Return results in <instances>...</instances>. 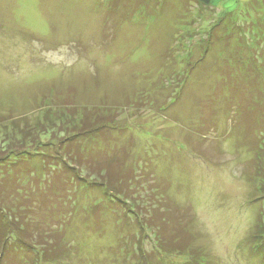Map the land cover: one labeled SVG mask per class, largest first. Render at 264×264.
Here are the masks:
<instances>
[{
    "label": "rangeland",
    "instance_id": "374dc122",
    "mask_svg": "<svg viewBox=\"0 0 264 264\" xmlns=\"http://www.w3.org/2000/svg\"><path fill=\"white\" fill-rule=\"evenodd\" d=\"M251 1L213 0L200 8L196 0H121L108 24L107 0H0V154L20 149L23 141L50 140L47 129L57 137L69 133L70 114L78 106L111 108L135 146L136 164L154 157L157 166H146L147 171L168 177L158 184L169 188L163 190V205L188 215L184 230L191 252L206 264H264L257 249L264 242V183L256 164L264 151L260 156L252 151L258 137L246 143L251 152L234 150L221 126L232 113L212 105L211 77L198 81L210 71L206 64L190 75L181 100L169 106L189 64L202 55L207 30L227 14L243 24L252 14ZM188 26L195 32L186 39ZM194 104L202 106L194 112L200 106ZM78 211L79 218L72 216L67 226L83 240L90 259L162 264L151 234L140 240L146 251L140 257L139 239H121L123 234L110 230L112 222L95 237L84 227L73 228L87 219L81 207ZM94 219L92 214L89 220ZM188 254L173 259L183 264ZM74 262L81 264L78 256Z\"/></svg>",
    "mask_w": 264,
    "mask_h": 264
},
{
    "label": "trees",
    "instance_id": "16d2710c",
    "mask_svg": "<svg viewBox=\"0 0 264 264\" xmlns=\"http://www.w3.org/2000/svg\"><path fill=\"white\" fill-rule=\"evenodd\" d=\"M212 1L196 0L200 8L210 6ZM120 2L107 0L108 24ZM248 5L252 14L243 24L233 22L227 14L207 30L208 42L206 38L200 41L202 55L189 64L181 90L169 106L181 100L195 70L199 73L205 64L210 66L206 77L198 81L204 83L211 77L212 105H223L227 114L232 113L223 119L225 134L233 139L234 150L246 148L251 136L256 135L257 150H250L260 156L264 151V0H253ZM186 29L187 39L195 31L190 33L189 26ZM176 42L179 43V37ZM220 45L224 48L218 50ZM208 56L211 60L205 63ZM201 104H194L199 106L194 112ZM78 108L70 114L69 133L57 137L47 129L44 134L50 140L28 144L23 141L20 149L0 154V264H74L76 256L81 264H104L100 255L96 262L84 253L83 240L67 226L73 221L72 216L79 218L80 207L84 211L81 217L87 219L73 228L84 227L87 236L105 232L109 229L107 222H112L110 230L123 234L121 239H139V246L140 240L151 234L152 248L163 258H158L162 264H179L173 258L187 253L190 260L185 256L183 264H206L203 256L199 258L191 252L192 240L187 239L185 232L189 226L186 212L176 214L163 205V190L168 193L169 188H159L158 184L169 179L154 171L158 161L152 157L144 165L136 164L135 146L132 149L128 144V134L117 126L110 107ZM193 122L194 119L190 121ZM257 158L258 179L264 183V157ZM146 166L154 170L147 171ZM92 214L95 219L91 223ZM257 249L264 254V242ZM135 252L140 257L146 255L142 246L135 248ZM128 254L132 257L134 253Z\"/></svg>",
    "mask_w": 264,
    "mask_h": 264
}]
</instances>
